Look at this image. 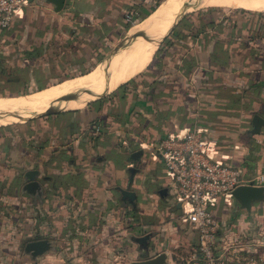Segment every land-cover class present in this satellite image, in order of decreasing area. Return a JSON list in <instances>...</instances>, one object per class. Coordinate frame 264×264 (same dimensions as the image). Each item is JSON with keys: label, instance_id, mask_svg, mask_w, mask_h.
<instances>
[{"label": "crops", "instance_id": "1", "mask_svg": "<svg viewBox=\"0 0 264 264\" xmlns=\"http://www.w3.org/2000/svg\"><path fill=\"white\" fill-rule=\"evenodd\" d=\"M95 4L96 0H64L59 11L71 8V14L89 20ZM35 9L39 11L33 13ZM41 10L58 15L45 0H32L14 15L1 38L15 37L13 33L21 31L18 27L26 19L30 27L31 17L37 24ZM227 14L222 12L216 18L217 24L225 23L223 18ZM59 17L56 24L48 23L44 17L40 19L42 26L36 33H47L44 42L52 34L66 36L61 29L63 17ZM209 18L206 13L201 19ZM174 27L185 31L177 24ZM170 41L197 62L182 77V83L172 87V96L148 103L152 109L148 105V109H140L133 98L120 101L117 94L106 103L86 104L77 109L64 108L69 102L66 101L58 105L65 110L27 118L13 125L10 132L0 134V264L3 255L9 257L7 264H10L9 259L18 249L23 261L71 264L81 260L82 251H112L119 246L117 250L121 252L140 255L141 258L131 259L128 264L161 251L167 256L168 249L178 244L191 245L194 241L196 245V232L182 220V208L172 194V181L153 150L158 137L192 125L204 128L215 138V158L241 167L244 178L264 188V126L251 132L250 122L254 114L264 119V86L252 85V75L257 74L254 63L259 59L248 56L240 39L227 32L220 33L215 24L204 26L194 37ZM214 52H219L217 57ZM110 55L73 78L22 96L0 98L3 109L0 122L6 120L2 124L5 125L21 120L5 119L15 112L5 106L16 100L28 101L41 93L51 96L63 86L87 80ZM176 60L180 65L187 63L183 56ZM141 88L136 84V92ZM47 106L24 109L36 114ZM138 150L140 154L131 158V153ZM27 170H35L33 180L37 188L33 193L23 189ZM123 190L132 192L133 198L124 197ZM232 201L230 197L228 205ZM227 207L219 201L215 210L220 225L218 236L233 228L264 232V198L251 202L249 210L236 205L229 214L224 212ZM140 236L146 237L145 244L136 242ZM38 239L48 242L45 252L32 257L23 251L26 242Z\"/></svg>", "mask_w": 264, "mask_h": 264}, {"label": "rangeland", "instance_id": "2", "mask_svg": "<svg viewBox=\"0 0 264 264\" xmlns=\"http://www.w3.org/2000/svg\"><path fill=\"white\" fill-rule=\"evenodd\" d=\"M102 1L104 2V4L100 6V8L97 9L94 14H92V19H89L91 22L94 18V28L96 30H99L95 35L89 37L90 40L94 41H85L87 44H82L81 42L87 35H85L84 32H77V34H75V41L71 43L70 48H67L66 50L64 49V47H62L63 49L61 50H63L64 52H62L63 57L61 59H59L57 53L53 54V52L50 51L48 52L50 54H47L46 51V53L41 56L40 60L35 61L34 63H30V65H28L25 70H23L21 69L23 67L21 60H17V52L19 48L21 49L26 45L25 41H29L30 43H32L33 39L38 40V37L35 35V33L39 32V26H42V24H40V19L42 20L43 17L44 19H46V21H48V23L51 22V24H56L58 23V17L62 16L64 19L61 18L60 20H64V25L63 27L61 26V29L66 27L65 23L67 21L65 18H69L72 15L70 13L71 8L65 9V11H58V15L56 16H51L48 11L41 10V13H38L39 15H37V24L35 23L34 17H31L29 19L30 27L27 24L28 19H26L27 22L24 21L23 24H20L18 28L21 29V31L19 30L18 32L21 34H16L14 32L13 35L16 36H10L11 38L8 37L10 39H8L7 37L2 39L0 35V50H2L3 55L11 61V65L8 64L7 59L3 62L6 65V69L4 70V74H1L0 76V98L18 96L10 93L34 89L37 86L44 87L59 83L64 79V73L68 75L74 74L70 76L71 78L79 75L80 73H75L84 70L89 65L91 66L96 62V59L100 58L101 60L105 58L113 48V46L117 42L122 40L123 37L126 36V33L130 29H132L133 26L136 25L137 27L140 24L139 22L141 20H137L141 17L143 18L145 9H155L158 6L157 3L159 0H127L126 2H129L130 4H126V7L122 6V0ZM186 2L190 3V1ZM121 6L123 8H121ZM189 6H191L192 8L188 13L194 11L201 12L200 16H198L199 18L205 17L206 12L209 11L208 8H217L225 13L231 12L233 10H238L239 8L249 10L246 13L239 12L242 16H244V23H247L248 19L251 20L255 17V15L257 16V14H261V16L259 17L264 18V8L254 2L244 0H207L205 1V3H190ZM37 10L39 11V9ZM37 10L35 9L33 13ZM149 13L150 11L147 13V15ZM34 23L37 26H35ZM125 24L129 25V27L124 28L123 26ZM31 32H33L32 36H30ZM153 35L154 32L149 33L145 36V40L148 41L147 43H151L154 37ZM18 36L20 38H18ZM50 37L51 40L60 39L58 33L52 34L51 36H49V38ZM123 46L124 43H122L116 50L122 48ZM31 72H35L37 74L36 76L38 77V79L36 81L28 79V74ZM25 77H27V80H25ZM139 78L140 77L137 78V81L139 80ZM30 92L24 93V95ZM54 105H56V103H54ZM1 118L2 116H0V121L3 120ZM24 120L25 119H21L20 121L17 120L16 122H10L5 125L2 124L6 123V120L5 122H0V125H2L0 126V134H2L3 132H10L13 125L21 123ZM226 206H228V210L224 212H229V214H232L233 210H235L236 204L234 201H232L230 205ZM217 225L220 226L218 220ZM233 229L234 230H232L231 232H227V235L223 232L219 234L220 239L218 241L216 252L220 256V258L224 260V263L264 264V232L261 233V231H257L255 229H246V231H238L235 228ZM193 242L191 245L178 244L172 247L171 250L167 247V264H190L192 258L194 257L193 254H196L197 252V246ZM170 243L173 244V241H171ZM118 248L119 246H117V248L112 251H82L81 260L75 262L73 261V263L71 264H127V262L131 259L141 258L140 255H136V253L134 252L131 254L126 250H123L121 252L117 250ZM12 255L14 256L9 259L10 264H43L31 263L21 260V250L19 249L18 252H14ZM8 258V256L3 255L1 264H7Z\"/></svg>", "mask_w": 264, "mask_h": 264}, {"label": "trees", "instance_id": "3", "mask_svg": "<svg viewBox=\"0 0 264 264\" xmlns=\"http://www.w3.org/2000/svg\"><path fill=\"white\" fill-rule=\"evenodd\" d=\"M127 0H122V6L126 7V4H130L129 2H126ZM163 0H159L157 5L160 4ZM104 2L102 0H96V4L94 5V9L92 10V14L97 11V9L102 6ZM121 6V8H123ZM154 8L145 9L143 18H139V20H143L146 18L147 13ZM207 14L210 15L209 19H205L206 21H203L200 16L201 12H190L183 16L177 25L182 26L183 31H179L176 27H173L169 33L162 39V41L159 43L158 47L156 48L155 52L153 53V56L149 62V64L146 66V68L141 71L139 74H137L135 77L129 79L128 81L120 84L115 90L112 92L106 94L105 96L99 97L93 101H90L87 103V105L91 104H103L106 103L108 100L112 99L116 94L117 98L121 101L126 99L133 98L134 101L138 104V106L141 108L148 109L147 105L148 103H156L159 99H164L165 97L172 96V87L179 86L182 83V77L185 76L190 67L193 63L197 62L194 60V57H191L189 54H186L182 49L179 47L173 46L172 42L170 41L171 38L180 39L181 37H194L196 34L202 32L204 26H211L216 25V29L220 31V33L224 34L227 32L228 34L234 35V37H237L240 39V42L245 50V53L248 56H254L255 58H258L259 60L254 65L257 67V74L252 75L253 78V84L257 86H264V72H261L264 70V18H261V14L255 15V19L252 18L251 20L248 19L247 23H244L243 19L244 16H242L239 12L246 13L249 10L244 9H238L233 10L231 12H228L226 17L223 19L225 20V23H219L217 24L216 18L222 14L223 11L217 8H208ZM207 11V9H206ZM150 14V13H149ZM93 16V15H92ZM84 16H78L76 14H72L69 18L66 19V27L63 28V30L66 32V36L61 37L58 40H51V37H48V40L44 42L46 34L43 32L36 33L35 35L38 37V40L33 39V42L29 45L23 46L21 49L19 48L17 52V60H21L22 62V68L25 70V68L30 65V63H34L35 61H38L41 59V56L46 53L50 54L48 52H53V54L57 53L59 59H61L63 56L62 52H64L62 47L67 50V48H70L71 43L75 41V34L77 32H84L85 35H87L84 40L81 42L82 44L85 43V41H94L90 40V36L95 35L96 32L99 30H96L94 28V18L90 22V20L83 18ZM92 19V18H91ZM250 20V21H249ZM136 21V22H137ZM140 21V22H141ZM251 22V23H249ZM136 26V25H135ZM124 28H128L129 25L125 24L123 26ZM227 31H226V30ZM3 31L0 32V35ZM97 39V37H96ZM0 76L1 74H4V70L6 69V65L3 63L4 60H8L3 55L2 50H0ZM52 54V53H51ZM219 52H214L213 55L216 57L218 56ZM185 57L187 60L185 64H178L176 58L177 57ZM100 61L99 59H96V62ZM170 62V63H169ZM6 63V62H5ZM8 63L11 64V61L8 60ZM90 65L85 68L82 71H79L75 74L83 73L85 72ZM174 67H177L176 69ZM28 79H31L33 81H36L38 77L35 72H31L28 74ZM74 75V74H72ZM66 73L63 74L64 79L71 78ZM139 80L137 81V78ZM73 78V77H72ZM63 79V80H64ZM25 80H27V77H25ZM59 82V81H57ZM132 84V85H131ZM136 84H140L142 86L141 90L139 92H136L135 86ZM43 86H37L34 89H28L26 91H19L15 93H10L13 95L22 96L24 93L40 89ZM22 94V95H19ZM15 97V96H14ZM148 105L151 107V105ZM152 109V107H151ZM144 110V109H143ZM141 114V112L139 111ZM256 115V114H254ZM253 116V115H252ZM251 116V117H252ZM258 116V115H257ZM260 117V116H259ZM262 118V117H260ZM263 119V118H262ZM264 120V119H263ZM140 121V119H139ZM143 123V121H141ZM251 122V120H250ZM139 135L142 134V131L138 133ZM160 137H158L154 142L153 145H156Z\"/></svg>", "mask_w": 264, "mask_h": 264}, {"label": "built area", "instance_id": "4", "mask_svg": "<svg viewBox=\"0 0 264 264\" xmlns=\"http://www.w3.org/2000/svg\"><path fill=\"white\" fill-rule=\"evenodd\" d=\"M24 4L25 0H0V32L10 26ZM215 141L207 130L192 125L164 134L153 146L172 181L182 220L196 232L197 253L190 264H225L216 252L217 204L228 205L236 186L253 185L244 178L241 167L214 157Z\"/></svg>", "mask_w": 264, "mask_h": 264}, {"label": "bare ground", "instance_id": "5", "mask_svg": "<svg viewBox=\"0 0 264 264\" xmlns=\"http://www.w3.org/2000/svg\"><path fill=\"white\" fill-rule=\"evenodd\" d=\"M186 1H190V3H205L207 0H167L157 7L158 9L152 15L147 17L139 26L133 29L127 37L138 30H143L144 33L135 38L125 40L123 48L113 52L107 61L100 66L101 69L92 71V74H96L91 78L84 81H76L68 86H63L57 93L51 96L48 93H41L30 98L28 101L16 100L10 106L4 105V108L8 107L7 110H14L16 112H14L13 115H6V117L11 119L6 117L5 119L16 120L29 117L33 115L34 111H29L24 108L41 107L52 103H56L58 106L60 104L62 105V103L64 105V102L69 101L64 108H81L88 102L113 91L116 85L128 81L133 75L140 73L149 63L152 52L155 50L158 43L162 41L161 39L164 38L169 28L179 18L181 19L191 10L192 7L189 6L190 3ZM244 1L254 2L264 8V0ZM152 32H154L153 40L151 43H147L148 41L145 40V36ZM88 76L90 77V74ZM83 89L89 90V92H84L82 91ZM72 93H77V99L74 98V101L73 99L58 101L63 96Z\"/></svg>", "mask_w": 264, "mask_h": 264}, {"label": "water", "instance_id": "6", "mask_svg": "<svg viewBox=\"0 0 264 264\" xmlns=\"http://www.w3.org/2000/svg\"><path fill=\"white\" fill-rule=\"evenodd\" d=\"M32 0H25V3L31 2ZM46 2L50 3L52 5V9L54 12H57L61 10L62 5L64 0H45ZM143 30H138L131 34V36L127 37L124 36L122 40L117 42L113 48L110 50L108 53V56L112 53L115 52L116 49L125 41L129 40L132 38H135L137 36H140L143 34ZM163 39V38H162ZM159 45V44H158ZM82 91L84 92H89V90L83 89ZM77 93H72V94H67L60 98V100H69V99H74L76 98ZM99 98V97H98ZM65 109H60L57 105L49 104L42 112L33 114L29 117L23 118L27 119L30 117L34 116H39V115H48L52 113H57L59 111H63ZM251 132H257L260 126H264V120L260 118L257 115H253L251 117ZM140 154V151H134L131 153L130 157L135 158ZM35 174V170H27L24 174V176L27 179V182L23 185L24 191L27 193H33L35 189L37 188V183L33 180V175ZM264 188L262 186H256V185H250V184H242L236 186L231 192L230 195L237 205V207L244 208L245 210H249L250 208V203L254 201H260L264 198L263 194ZM122 195L129 200L133 198V193L129 191L123 190ZM145 236H140L136 238V242H139L141 244H145ZM49 248V244L46 240L44 239H38V240H31L28 241L24 244L23 246V251L25 253L30 254V256L35 257L37 255H40L41 253L45 252ZM167 256L166 253L161 251L156 253L154 256L146 258V259H141V260H132L128 264H167L166 262Z\"/></svg>", "mask_w": 264, "mask_h": 264}]
</instances>
